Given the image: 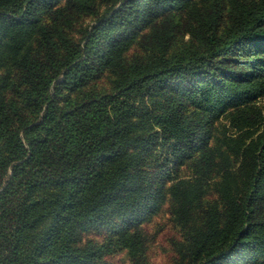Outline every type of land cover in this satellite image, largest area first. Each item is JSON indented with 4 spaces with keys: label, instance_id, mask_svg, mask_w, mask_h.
I'll list each match as a JSON object with an SVG mask.
<instances>
[{
    "label": "trees",
    "instance_id": "trees-1",
    "mask_svg": "<svg viewBox=\"0 0 264 264\" xmlns=\"http://www.w3.org/2000/svg\"><path fill=\"white\" fill-rule=\"evenodd\" d=\"M60 1L0 0V264H107L122 249L150 264L138 226L168 200L189 227L181 264H264V0H234L225 30L193 12L200 48L131 61L142 30L160 36L197 0H122L83 45L43 22ZM106 70L112 88L89 90ZM113 224L116 239L82 241Z\"/></svg>",
    "mask_w": 264,
    "mask_h": 264
},
{
    "label": "rangeland",
    "instance_id": "rangeland-1",
    "mask_svg": "<svg viewBox=\"0 0 264 264\" xmlns=\"http://www.w3.org/2000/svg\"><path fill=\"white\" fill-rule=\"evenodd\" d=\"M122 0H61L59 3L60 9H63L64 16L59 12L53 13L54 10L48 11L43 9V22L49 25H55L65 29L68 36L75 44L83 45L85 35L88 30L96 25L97 19L113 7H120ZM255 0H240L242 4L248 5ZM215 12L217 15L216 28L225 30L230 24L232 15L235 12L234 0H197L196 5L191 10L176 11L177 20L167 24L172 13H165L158 21L167 24L166 28L162 27L158 36V31L154 29H144L139 36L138 44L133 48L127 57V61H131L138 57H144L154 49L168 50V54H178L189 50H196L202 46V36L197 37L194 29L196 25L193 18V12H206L207 9ZM50 16L52 18L50 19ZM157 35V37L155 36ZM251 59H248L246 54L237 58L235 68L242 67L246 71V64ZM115 77L113 70H106L102 76L91 83L90 89L97 91L110 90L112 88V80ZM171 91L169 87H165V92ZM149 101V94L143 98ZM161 99L166 103L167 97H163L154 101L157 104ZM260 103H264L263 101ZM261 105V104H260ZM230 112V111H229ZM227 112L224 116H228ZM248 114H252L248 112ZM228 124V119L223 121ZM219 201V195L211 187V191L198 204L194 212V221L202 224L204 216L202 209L210 204H216ZM117 220H115L116 223ZM113 225H106L101 228L90 227L84 228L80 235L84 243L93 241L94 243H103L110 238L116 239L114 235L116 229ZM138 228L142 230L148 242V250L146 255L150 264H181L187 261L189 241L186 237V230L180 226L173 214L172 202L170 200L163 204L162 208L150 219L141 223ZM118 230L119 227H117ZM122 230V229H121ZM107 264H134L132 256L128 249H122L118 252L105 258Z\"/></svg>",
    "mask_w": 264,
    "mask_h": 264
}]
</instances>
